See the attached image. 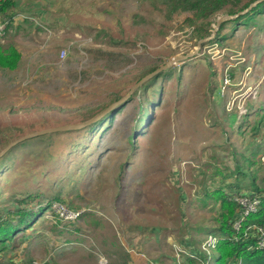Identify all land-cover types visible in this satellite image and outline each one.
Returning <instances> with one entry per match:
<instances>
[{
    "label": "rangeland",
    "instance_id": "1",
    "mask_svg": "<svg viewBox=\"0 0 264 264\" xmlns=\"http://www.w3.org/2000/svg\"><path fill=\"white\" fill-rule=\"evenodd\" d=\"M10 14L3 45L13 42L21 59L0 69V152L89 120L150 67L188 57L159 78L161 94L148 91L157 102L140 123L135 95L93 130L51 132L7 154L0 210L32 193L29 206L53 200L82 214L69 223L49 209L0 264H24L26 253L34 264H186L204 252L198 244L219 225L211 193L244 184L237 169L264 180V153L252 156L264 142V15L227 19L215 42L197 47L188 12L167 19L147 0H16ZM204 258L196 264H215Z\"/></svg>",
    "mask_w": 264,
    "mask_h": 264
},
{
    "label": "trees",
    "instance_id": "2",
    "mask_svg": "<svg viewBox=\"0 0 264 264\" xmlns=\"http://www.w3.org/2000/svg\"><path fill=\"white\" fill-rule=\"evenodd\" d=\"M150 2L152 8L160 9L165 11L167 19H171L174 14L177 13H189L187 22L189 24L196 25V32H198L200 40L210 35L212 19L220 13H225L226 15H235L236 13L247 8L251 3L256 0H250L242 2V0H147ZM16 7V0H0V12L6 16L8 19V24L6 27V32L9 31L12 18L11 11ZM257 15H264V0L259 1L254 6L249 8L246 12L239 14L235 18L229 19L235 24L243 21V23H249ZM224 20L222 21L218 29L216 30L213 38L208 40V42H215L219 30L222 29L225 24ZM228 22V21H227ZM203 42L201 43V45ZM103 54V53H102ZM105 54V53H104ZM109 56V54H105ZM21 59V53L13 42H9L6 45H3L0 41V69L13 70L18 67ZM156 66L150 67L146 72H144L139 80L143 78L148 73L155 70ZM169 75L168 71L161 70L146 80H144L138 87H136L129 98L124 102L118 104L105 115L100 117L98 120L83 126L78 129H73L71 131H80L85 129L93 130L97 125L107 122L111 119L116 112L120 111L124 105L130 101L135 95L139 96L141 113L138 116L137 123H140L144 118L148 117V106L155 103V99H150L148 91H155L157 94H161V83L158 82L159 78ZM138 80V81H139ZM118 100V99H117ZM157 102V101H156ZM95 115V114H93ZM92 115V116H93ZM261 121L264 123V116H262ZM69 131V130H67ZM61 132V131H60ZM51 133V132H50ZM45 133L46 135L42 136H33L30 138L23 139L13 146H11L7 151H5L0 156V171L9 167L11 164L8 163L9 158L7 154L16 148L17 146H25L29 144L33 138L39 139L42 137H48L52 133ZM57 133V132H56ZM59 133V132H58ZM55 134V133H53ZM132 137V135H131ZM264 153V142H259V146L253 148L252 156H260ZM249 166H256L255 160H249ZM238 168V167H237ZM260 169V166H259ZM237 179H244V184L228 183V186L225 188H219L215 192L211 193L216 200V203L220 206V216L218 218L219 225L217 228L209 230L207 233L215 235L218 237V243L216 248L210 253L212 258L215 260V264H264V249L254 248L255 237L249 235L244 237V233L248 226L252 225H264V180L263 182L255 181L256 170H251V168H246L245 170L237 169ZM232 176V175H231ZM230 177V174L224 178ZM246 177V179H245ZM227 191V192H226ZM250 195L257 196L259 199V206L255 212L249 213L242 220V228L239 231H236L233 228L234 220L239 216L242 207L234 200V198L239 195ZM39 194L27 193L25 196L14 197L12 202L13 206L0 210V259L7 257L8 251L15 249V244H20L23 239L18 237L19 233L26 232L27 230L33 229L34 223L39 217H41L46 211H49V208L54 202L50 200L48 202H36V207L29 206V201H35L36 197ZM55 200L58 197L54 198ZM253 231V230H251ZM18 241V242H17ZM14 244V246H10ZM10 246V248H9ZM199 247L201 245L198 244ZM194 251V249H191ZM196 254L186 256V264H196L195 260L203 262L204 252L200 253L195 251ZM231 261L233 263H231ZM24 264H34V258L32 255L26 253V257L23 260ZM7 264H10L8 262ZM123 264H131L126 260ZM147 264V263H145Z\"/></svg>",
    "mask_w": 264,
    "mask_h": 264
},
{
    "label": "built area",
    "instance_id": "3",
    "mask_svg": "<svg viewBox=\"0 0 264 264\" xmlns=\"http://www.w3.org/2000/svg\"><path fill=\"white\" fill-rule=\"evenodd\" d=\"M8 24V19L0 12V41L4 42L6 36V27ZM65 54V51H62V56ZM264 157V155H262ZM234 200L242 207V210L239 213V216L233 222V228L236 231H239L242 228V220L249 213L255 212L259 206V199L257 196L250 195H241L239 197H235ZM50 214L55 216L58 220L63 222H74L79 219L82 214L81 210H75L65 206L63 203L54 202L50 206ZM253 230V231H251ZM255 237L254 248L264 249V225H252L246 228L244 233V237L247 236ZM218 243V237L215 235L209 234L205 240L201 243V248L204 251L206 258L208 254L216 248ZM188 255H191L188 253ZM147 264H157L154 261H149ZM180 262L177 260V263Z\"/></svg>",
    "mask_w": 264,
    "mask_h": 264
},
{
    "label": "water",
    "instance_id": "4",
    "mask_svg": "<svg viewBox=\"0 0 264 264\" xmlns=\"http://www.w3.org/2000/svg\"><path fill=\"white\" fill-rule=\"evenodd\" d=\"M259 1L261 0H256L254 1L253 3H251L247 8H245L244 10L236 13L235 15H223L221 17H219L216 21V24H215V27L214 29L212 30V34L210 36H207L201 40H199L198 44H197V47H200L201 46V43L202 42H205V41H208L210 40L211 38H213L216 30L218 29V26L219 24L224 21V20H227V19H232V18H235L236 16H238L239 14H242L244 12H246L249 8H251L252 6H254L256 3H258ZM188 55H185V56H181V57H176L172 60H169L168 62H166L164 65L156 68L155 70H153L152 72L148 73L147 75H145L143 78H141L131 89L130 91L123 97H121L120 99H118L117 101L111 103L109 106H107L104 110H102L99 114H97L96 116L90 118L89 120L85 121V122H82V123H75V124H66V125H61V126H57V127H53V128H49V129H44V130H41V131H37V132H34V133H31L27 136H24L22 138H20L19 140L17 141H14L10 144H8L1 152H0V156L5 152L7 151L11 146H13L14 144H16L17 142L23 140V139H26V138H30V137H33V136H37V135H42V134H45V133H50V132H56V131H67V130H73V129H78V128H81L83 126H86L96 120H98L100 117H102L103 115H105L107 112H109L111 109H113L115 106H117L118 104L124 102L129 96L130 94L133 92V90L138 87L144 80H146L147 78H149L150 76H152L153 74L161 71V70H165L167 69L168 67H170L172 64H174L175 62L179 61V60H182V59H185L187 58Z\"/></svg>",
    "mask_w": 264,
    "mask_h": 264
}]
</instances>
